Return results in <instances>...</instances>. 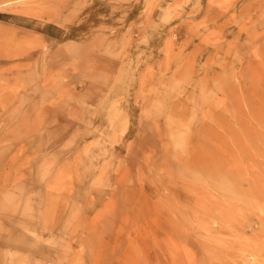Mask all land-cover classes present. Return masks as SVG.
Instances as JSON below:
<instances>
[{
	"label": "rangeland",
	"instance_id": "rangeland-1",
	"mask_svg": "<svg viewBox=\"0 0 264 264\" xmlns=\"http://www.w3.org/2000/svg\"><path fill=\"white\" fill-rule=\"evenodd\" d=\"M0 264H264V0H0Z\"/></svg>",
	"mask_w": 264,
	"mask_h": 264
}]
</instances>
